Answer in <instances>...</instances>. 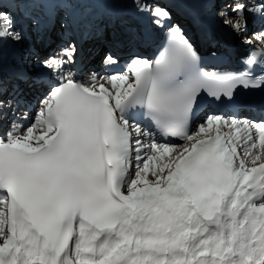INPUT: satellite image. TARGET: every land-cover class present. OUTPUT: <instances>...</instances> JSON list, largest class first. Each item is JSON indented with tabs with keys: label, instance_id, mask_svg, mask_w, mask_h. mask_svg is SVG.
<instances>
[{
	"label": "snow or ice",
	"instance_id": "1",
	"mask_svg": "<svg viewBox=\"0 0 264 264\" xmlns=\"http://www.w3.org/2000/svg\"><path fill=\"white\" fill-rule=\"evenodd\" d=\"M23 2L0 0V123L27 120L26 90L46 87L33 123L0 139V264H264V116L213 112L190 131L201 99L264 111V49L240 72L203 71L167 0H118L165 35L155 61L133 53L126 71L100 76L65 38L35 72L14 62L9 86L5 50L25 40L12 10ZM229 8L220 22L237 35L264 13L243 0ZM255 38L264 44V31ZM119 63L114 48L101 57ZM138 117L184 143L157 142Z\"/></svg>",
	"mask_w": 264,
	"mask_h": 264
},
{
	"label": "bare ground",
	"instance_id": "2",
	"mask_svg": "<svg viewBox=\"0 0 264 264\" xmlns=\"http://www.w3.org/2000/svg\"><path fill=\"white\" fill-rule=\"evenodd\" d=\"M91 1H93V3L89 2L88 4L94 6L95 10H93V12H96L97 16L100 17V16L104 15L105 13H107V11L109 10V3H110L109 0H91ZM214 1L215 0H170V2L172 3V6H173L172 8L174 11L177 10V12H179L180 14H186V15H189V17H193L194 18V25L197 28H199L201 31H205L207 33L216 30V28L214 26H217L216 22H214L212 20V17H213L214 13L218 15V12H216V11L213 12L212 9H210V5ZM56 2H57V0H47L46 1L47 11L45 13H48V14L50 13V14L55 15V10L58 7V6H56ZM52 3L54 4V7L51 6ZM22 5L24 6V5H30V4H29V2L28 3L24 2ZM73 9L74 8H72L70 11L73 12ZM91 16H92V14H91ZM46 18H48V17H42L41 21L46 20ZM100 18H101V20H104L102 17H100ZM179 18H182V17H179ZM252 18H253V15H250L248 19H252ZM220 20H221V18H220ZM94 23L93 24L91 23L90 27L88 28L90 40H93L96 37L95 35L93 36V34H92V32L94 30L99 32L98 37H101V39H102L104 37V34H105L104 33V27L102 25L98 26ZM97 23H99V22H97ZM224 31L229 33V34H232L234 36H239V35L233 33V31L227 27L224 28ZM131 32H132V34L136 33L135 30H131L130 28L129 29L125 28L123 35H122V31H121V35H119L117 42L121 41L120 46H122L123 48H125L129 43L128 41L123 39V36L127 35ZM112 39H113V35L111 36V38L109 40H112ZM95 40H96V38H95ZM209 41L212 42V39H210ZM100 42L103 43L102 40ZM38 50L41 51V48H38ZM6 52H8L7 49L5 50V53ZM12 52L13 51H10L9 54L11 55ZM211 53H213V52H211ZM27 54H28V51L26 53V57H27ZM87 61H89V60H86V62ZM33 64H34L33 66H35V64H37V62L33 61ZM0 131H1L0 132L1 136L11 135L12 131H15L17 134H20V132L17 129L5 128V129L0 130ZM34 133H35V135L39 134V132H37L36 130H34Z\"/></svg>",
	"mask_w": 264,
	"mask_h": 264
},
{
	"label": "rangeland",
	"instance_id": "3",
	"mask_svg": "<svg viewBox=\"0 0 264 264\" xmlns=\"http://www.w3.org/2000/svg\"><path fill=\"white\" fill-rule=\"evenodd\" d=\"M27 0H24V2H26ZM36 1V2H35ZM35 1H28L30 4H32L33 3V5L32 6H26V5H22L23 7H22V9L20 10V12L22 13V15H25V13H30V11L31 10H33V16H34V19L36 20L37 18H36V16H38V15H40V14H43V11H44V9L47 7V4H46V0H35ZM69 0H60L59 2H61V4H62V7H59L58 9H56L57 11H61V12H67L68 11V7H67V5H68V2ZM91 1V0H90ZM219 2H220V6H219V8L220 9H218L217 10V12H219L220 10H223V11H228V3H224L223 4V2H221V0H218ZM91 3H93V1L91 2ZM96 4V3H95ZM36 5H39V6H41V7H37V8H35V6ZM52 7H54V5L52 6ZM123 10V9H125V8H120V10ZM122 10H121V12H122ZM32 16V17H33ZM58 16H59V14H58ZM222 24V23H221ZM223 25V24H222ZM230 29V28H229ZM113 32H115V30H112Z\"/></svg>",
	"mask_w": 264,
	"mask_h": 264
}]
</instances>
